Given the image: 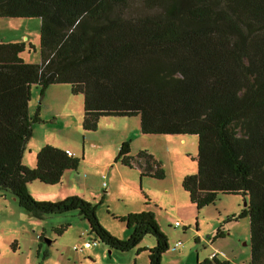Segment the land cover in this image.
<instances>
[{
	"label": "trees",
	"instance_id": "obj_1",
	"mask_svg": "<svg viewBox=\"0 0 264 264\" xmlns=\"http://www.w3.org/2000/svg\"><path fill=\"white\" fill-rule=\"evenodd\" d=\"M1 17L40 18V62L20 56L30 43L0 41V191L37 218L77 211L111 250L140 251L152 235L148 264H162L169 243L150 210L114 216L130 229L122 239L101 225L93 202L76 194L38 200L29 191L36 180L59 184L80 162L45 144L34 167L22 163L41 121L40 104L28 112L31 88L42 96L68 84L82 95L84 130H96L103 117H138L144 135H196L197 171L182 178L183 189L197 210L219 193L242 195L249 264H264V0H0ZM114 161L164 176L148 150L131 155L129 140ZM224 234L221 224L213 240ZM194 264L227 262L215 253Z\"/></svg>",
	"mask_w": 264,
	"mask_h": 264
},
{
	"label": "rangeland",
	"instance_id": "obj_2",
	"mask_svg": "<svg viewBox=\"0 0 264 264\" xmlns=\"http://www.w3.org/2000/svg\"><path fill=\"white\" fill-rule=\"evenodd\" d=\"M39 28L40 18H0V34L25 33L28 36L26 43L33 48L26 47L20 55L27 63L40 62ZM65 86L69 88V85ZM31 90L29 110L33 115L40 104L41 121L33 124L34 135L30 143L58 145L59 148L68 145L74 155L80 157L77 168L66 171L57 185L32 181L28 188L34 198L51 200L38 197L37 191L54 194L63 187L68 193L66 196L76 194L97 205L101 225L122 239L129 236L130 229L114 216L150 210L169 243V249L162 255V264H194L212 252L227 264H249V218L240 217L244 208L243 196L219 193L214 203L197 210L181 185L185 175L197 171L196 135H144L138 129V117H126L127 134L133 139L131 155L148 150L160 162L164 172L163 178L158 179L141 176L136 163L127 167L114 161L119 148L113 143L117 131H111L103 121L91 131L82 128V120L76 122L69 118L70 125L65 117L53 120L51 113L61 110V104L47 103L50 91L41 97L38 86ZM66 93L62 92V95ZM74 98L82 101V95H74ZM70 114L78 117L76 111ZM108 118L122 120L125 117ZM180 138H185V142ZM24 161H27L26 157ZM52 197L53 200L59 198ZM176 221L179 225H174ZM221 224L225 234L213 240ZM61 225L68 226L58 233ZM178 240L182 242L180 247L174 246ZM86 241L97 244L84 247ZM154 244L155 238L147 235L139 244L140 251L136 248L124 252L108 249L90 233L88 222L77 211L37 218L25 211L12 195L0 191V264H133L137 253V263L148 264L147 249Z\"/></svg>",
	"mask_w": 264,
	"mask_h": 264
},
{
	"label": "crops",
	"instance_id": "obj_3",
	"mask_svg": "<svg viewBox=\"0 0 264 264\" xmlns=\"http://www.w3.org/2000/svg\"><path fill=\"white\" fill-rule=\"evenodd\" d=\"M10 19H13V18H10ZM27 38H28V36L25 33L12 34V35H9L8 33L0 34V41H4V42H16V41H25V42H27ZM65 85H68V84H58V85L49 86V87H47L45 89V91H44L42 96L45 97L47 92L50 91L49 92L50 93V98L47 100V103L50 102V103L56 104V105L61 104V106H62L61 110H59L58 112H52L51 113L52 116H53L52 117L53 120H58V118L65 117V118L68 119V123L67 124L70 125L69 118L74 119V121H76V122L77 121L80 122L82 120V116H83V109H82L83 101L80 100L82 102L81 103L79 100L75 99L74 95L70 91V86L68 88V86H65ZM49 89H51V90H49ZM66 91H67V93H66ZM62 92L66 93V95L63 96ZM32 95H33V92H31V96ZM44 100H45V98H44ZM29 106H30V103H28V112H29V115H31L30 110H29ZM74 109H76V110H74ZM72 111H74V112L76 111L77 114H78V117L77 116H72L70 114ZM103 118H104V120L101 118L102 120L100 119L101 121H99V122L102 123V121H103V125L104 126H107L113 132L117 131V133H115L114 137H113V143L116 144V146H119L120 143H122L123 141H127L128 138H130L129 139L130 142H131V140H133L130 137V135L127 134V132H128L127 128H126V123L127 122H125L126 118H123L122 120H119V118H108V117H103ZM138 129H140L139 126H138ZM116 134H118V135L115 136ZM138 134H139V131H138ZM33 135H34V128H33L32 136L30 137V139L26 143L25 150H24L23 155H22V163L24 165L30 167V168L35 166L36 153L43 146V143H39V144H31L30 143ZM45 140H47V138H45ZM180 141H183V143H184L185 142V138H180ZM56 146H58V145H56ZM60 148L64 149V150H69L70 152L73 153V151L69 148L68 145L67 146L61 145ZM130 149H131V145H130ZM110 156H111V154H110ZM114 156L115 155H113L112 157L114 158ZM25 157H26L27 161H24ZM108 163H109V161L106 162V164H108ZM37 192H38L37 193L38 197H43L45 199H51V200L54 199V197H52L53 195L54 196L56 195V197L62 198V197H66V195L68 194V193L64 192L63 187L58 188V190H56L54 192V194H53V192H51V193L44 192V191L43 192L37 191ZM59 198H56V199L59 200ZM120 216H122V215H120ZM212 253H214V252H212ZM137 256H138V253L135 256V259L133 260V264H138L137 263ZM141 264H143V263H141Z\"/></svg>",
	"mask_w": 264,
	"mask_h": 264
},
{
	"label": "built area",
	"instance_id": "obj_4",
	"mask_svg": "<svg viewBox=\"0 0 264 264\" xmlns=\"http://www.w3.org/2000/svg\"><path fill=\"white\" fill-rule=\"evenodd\" d=\"M66 153H67L68 155H73V153L70 152L69 150H66ZM103 184H105V183H103ZM174 225H179V222L176 221V222L174 223ZM96 244H97L96 241H92V242H88V241H86V242H84V247H89V246H91V245H96ZM181 245H182V242L179 241V240L176 241V242H174V246H176V247H180ZM213 255H215V252L211 254V256H213Z\"/></svg>",
	"mask_w": 264,
	"mask_h": 264
},
{
	"label": "water",
	"instance_id": "obj_5",
	"mask_svg": "<svg viewBox=\"0 0 264 264\" xmlns=\"http://www.w3.org/2000/svg\"><path fill=\"white\" fill-rule=\"evenodd\" d=\"M243 204L246 205V201H244Z\"/></svg>",
	"mask_w": 264,
	"mask_h": 264
}]
</instances>
